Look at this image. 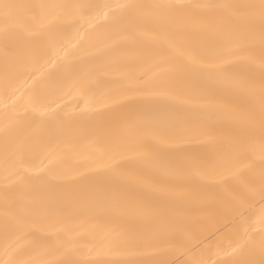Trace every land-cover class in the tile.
I'll list each match as a JSON object with an SVG mask.
<instances>
[{
    "label": "bare ground",
    "instance_id": "obj_1",
    "mask_svg": "<svg viewBox=\"0 0 264 264\" xmlns=\"http://www.w3.org/2000/svg\"><path fill=\"white\" fill-rule=\"evenodd\" d=\"M19 4H60L70 7L58 9V17L52 19L43 30L21 17L19 24L6 36L0 19V260L5 255V205L3 200L6 167L11 169H39L43 161H55L49 165L61 177L55 183L60 191L36 195H66L81 184L110 183L119 188L121 200H136L165 209L168 222L163 235L149 249L148 255H131L124 252H106L102 249L92 253L88 259L105 264H122L124 261L164 260L167 264H189L193 256H211L217 264H227L232 259L222 249L233 247L243 238L245 229L256 221L262 207L258 180L255 192L244 202L233 201L226 214L216 210V202L227 196L236 187L231 178L220 181L201 180L194 176L189 181L176 180L171 169L160 164L153 153L158 150L170 155L191 152L203 154L217 161L220 166L208 169L209 177H217L233 167L225 143L236 131L235 114L224 109L231 103L234 93L207 83L200 88L176 87L169 72H162L159 66L163 55L176 53L166 48L159 34L150 26L126 27L120 33L111 30L110 21L101 19L97 10L77 5H99L126 3L128 0H0ZM141 3L162 2V0H137ZM176 3H224L244 0H171ZM107 11V10H106ZM190 39L197 54L208 51V37L192 33ZM103 63L111 75H99V83L91 87L96 97L85 89L86 83H77L78 72L85 65ZM259 73V65L253 69ZM144 73V80H135ZM134 80L142 91H171L183 100H201L206 107L192 110L179 103L154 104L153 110L161 122H167L170 115L178 118L202 117L190 134L200 142H185L173 148H160L151 137L122 144L113 155L122 158L121 175L106 178L95 171L101 163L99 156L106 149L102 140L89 144L79 138L87 117L96 110L105 117L113 111L136 113L144 103L138 99L123 100L115 108L103 109V101L97 102L101 94L109 99L119 100L122 96H135L125 92L124 87ZM51 106V107H49ZM209 113H214L209 117ZM15 120L20 124L12 123ZM9 135L5 137V125ZM28 141L22 152L15 151L16 145ZM8 145L6 158L5 145ZM51 152L52 155L48 156ZM145 153L146 155H139ZM45 156H48L45 159ZM255 167L243 168L241 175L248 179L257 176L260 170L259 153L252 158ZM248 163V161H244ZM123 207L114 202L83 209L74 219L77 230L88 238L99 237L109 221L120 216ZM226 218L232 222L223 228ZM9 240L18 239L19 244L31 247L32 242L53 240L52 221L37 213L26 224H15L9 217L7 222ZM260 225L250 235L258 239ZM220 229V231H217ZM30 233L29 235H25ZM215 233V235H212ZM178 234L183 244L168 238ZM212 236L206 240L205 237ZM211 245V247H209ZM193 248L192 252L188 251ZM138 251H144L141 247ZM231 251V249H229ZM62 261L70 257L60 253H49L43 257Z\"/></svg>",
    "mask_w": 264,
    "mask_h": 264
},
{
    "label": "snow or ice",
    "instance_id": "obj_2",
    "mask_svg": "<svg viewBox=\"0 0 264 264\" xmlns=\"http://www.w3.org/2000/svg\"><path fill=\"white\" fill-rule=\"evenodd\" d=\"M70 7L60 4H19L0 2V19L7 36L16 27L21 17L43 30L58 17V9ZM75 7H88L97 10L101 19L109 20L111 30L120 33L126 27L147 25L155 29L166 48L172 49L174 56L163 55L159 70L169 72L176 87L200 88L211 82L224 90L234 93L231 103L224 109L235 114L236 131L225 143V151L233 167L217 177H209L207 170H215L220 164L203 154L184 152L170 155L163 151L153 153L154 158L171 169L176 180L189 181L194 176L201 180L220 181L231 178L234 187L227 196L216 202V210L226 214L233 201H247L255 192L258 180L262 207L256 221L249 224L243 238L233 247L222 249L225 255L233 257L227 264H264V0H244V2L224 3H176L171 0L141 3L128 0L126 3L99 4ZM107 10V11H106ZM192 33L207 36L208 51L197 54L190 39ZM259 65V73L253 69ZM108 76L103 63L85 65L78 72L77 83H86V91L96 97L91 87L99 83V75ZM144 73L135 80H144ZM124 95L112 100L101 94L97 102L103 101V109L115 108L127 99H138L144 103L138 112L113 111L105 117L103 111L96 110L87 117L80 140L89 144L102 140L106 149L99 156L101 163L95 171L102 172L106 178L121 175L122 158L113 155L122 144L151 137L160 148H173L185 142H200L190 134L202 117L178 118L170 115L167 122H161L153 110L154 104L179 103L195 110L207 106L201 100H183L171 91L147 92L140 90L134 80L124 87ZM51 107V106H49ZM209 117L214 113H209ZM12 123L20 124L15 120ZM5 137L9 135V125L4 128ZM28 141L16 145L15 151L22 152ZM6 158L8 145H5ZM259 153L260 170L258 177H242L243 168L255 167L252 158ZM52 153L49 152L48 156ZM139 155H146L139 153ZM45 156V159L48 158ZM248 161V163H244ZM55 161H49V165ZM34 173L19 167L7 168L4 176L3 200L5 205V255L0 264H105L88 257L98 250L124 252L131 255H148L156 241L163 235V227L168 222L165 209L147 204L140 199L121 200L119 188L110 183H84L66 195H36L59 192L55 183L61 179L54 168L44 165ZM104 202H114L123 207L120 216L109 221L102 234L88 238L77 230L75 217L85 208ZM37 213L52 221L53 231L50 242H32L31 247L18 243V237L9 240L7 222L10 217L15 224H26ZM232 221L226 218L223 228ZM260 225L258 239L250 235ZM217 231H220L218 229ZM26 233L25 235H29ZM212 235H215L213 233ZM178 244L184 240L178 235H169ZM211 240L212 236L205 237ZM143 248L144 251L137 249ZM211 247V245H209ZM231 249V251H229ZM194 249L189 248L192 252ZM49 253H60L70 258L56 262L44 259ZM122 264H167L164 260L124 261ZM189 264H217L211 256L196 257Z\"/></svg>",
    "mask_w": 264,
    "mask_h": 264
}]
</instances>
